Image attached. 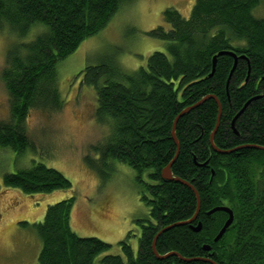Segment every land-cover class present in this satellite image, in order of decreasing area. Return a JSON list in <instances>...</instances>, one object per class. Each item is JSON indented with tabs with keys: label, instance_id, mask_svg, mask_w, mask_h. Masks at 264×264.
Listing matches in <instances>:
<instances>
[{
	"label": "trees",
	"instance_id": "obj_1",
	"mask_svg": "<svg viewBox=\"0 0 264 264\" xmlns=\"http://www.w3.org/2000/svg\"><path fill=\"white\" fill-rule=\"evenodd\" d=\"M120 2L0 0V31L21 39L43 28L6 52L0 79L8 117L0 120V153L17 158L36 153L27 129L30 113L51 116L63 109L57 65L101 30ZM146 35L162 41L164 51L153 52L144 66L125 71L110 57L77 75L95 94V121L110 128L102 144L91 146L98 162L90 155L84 161L96 174L106 173L102 170L113 162L137 174L138 195L148 208V217L138 220L137 252L131 232L119 243L122 257L108 254L111 246L102 240L77 236L70 225L75 201L70 196L49 205L35 225L41 243L36 264H94L99 256L98 264H264V150L251 147L264 148V0H195L187 17L168 7ZM208 96L221 108L213 143L219 150L235 149L230 153L215 152L210 145L216 101L208 98L193 107ZM189 107L175 124L176 152L173 124ZM176 153L172 176L195 189L199 211L191 224L156 239L159 255L179 257L157 259L151 248L154 237L166 226L190 220L197 207L190 187L161 178ZM2 186L34 196L69 191L72 184L59 171L32 161L5 173ZM221 206L232 211L233 219L214 243L228 215L207 212Z\"/></svg>",
	"mask_w": 264,
	"mask_h": 264
},
{
	"label": "rangeland",
	"instance_id": "obj_2",
	"mask_svg": "<svg viewBox=\"0 0 264 264\" xmlns=\"http://www.w3.org/2000/svg\"><path fill=\"white\" fill-rule=\"evenodd\" d=\"M194 2L121 0L105 26L84 39L57 65L63 109L51 116L34 111L27 120L28 135L36 145V153L20 158L11 152L0 153V264H36L41 243L35 225L43 220L49 205L70 196L75 199L70 225L77 236L102 240L111 246L108 254L122 257L119 243L131 232L134 236L130 244L136 254L141 231L138 220L148 217V208L138 195L137 174L119 162L109 163L108 169L102 170L106 173L96 174L84 161L90 155L93 163L98 162V154L91 146L102 144L110 128L95 121V94L81 85L77 75L86 66L110 57L125 71L144 66L153 52L164 51L162 41L146 35L160 24L161 12L172 7L187 17ZM42 29L36 27L21 39L8 30L0 31V73L7 50L16 42L32 40ZM7 117V93L0 79V120ZM32 161L59 171L71 182V189L27 196L2 186L5 173L27 168ZM143 179L147 180L146 174ZM100 257L94 264H98Z\"/></svg>",
	"mask_w": 264,
	"mask_h": 264
},
{
	"label": "water",
	"instance_id": "obj_3",
	"mask_svg": "<svg viewBox=\"0 0 264 264\" xmlns=\"http://www.w3.org/2000/svg\"><path fill=\"white\" fill-rule=\"evenodd\" d=\"M222 54H227V52H220V53H218L217 55H222ZM230 55H232V56L234 57V66H233V68H232V70H233L234 67H235V64H236V57L234 56L233 53L230 54ZM215 59H216V56L213 58V62H212V66H213V68H212V72H213V70H214V66H215ZM212 72H211V74H212ZM208 98H213V99L216 101L217 105H218V117H217V121H216V127H215L214 131L212 132V134L210 135V145H211V147L213 148V150H214L215 152L222 153V154L230 153V152L234 151L235 149H233V150H227V151L219 150V149H217V148L215 147V145H214V143H213V137H214V134H215L216 129H217V127H218L219 116H220V114H221V108H220V105H219L218 101L216 100V98H215L214 96H208V97L204 98L203 100L199 101V102H198L197 104H195L193 107H196V106L200 105L204 100H206V99H208ZM248 103H249V102H247L246 105H247ZM246 105H245V106H246ZM193 107H189V108L185 109L183 112H181V114L176 118V120H175V122H174V124H173V128H172L171 135H172V138H173V140H174V142H175V144H176V146H177V151H176V152H178V143H177V140H176V138H175V124H176V121H177V119H178L180 116H182L184 113L188 112V111H189L191 108H193ZM240 113H241V112H240ZM240 113H239V114H240ZM239 114H238V115H239ZM238 115H237V116H238ZM237 116H236V117H237ZM251 147L256 148V149H260V150H264L263 147H256V146H251ZM176 157H177V153H176L175 157L173 158V160H172V161H171V162H170L165 168L162 169V171H161V178L164 179V180H167V181H175V182H178V183H180V184H184V185L190 187V188L192 189V191L194 192V194H195V197H196V200H197V207H196L195 214L193 215V217H192L190 220H186V221H182V222H178V223H174V224H172V225L166 226V227L162 228V229L158 232V234L154 237V239H153V241H152L151 248H152V252H153L154 256H155L157 259H165V258H167V257H169V256H178V257H179V255H178L177 253H173V252H172V253L165 254V255H159V254L156 252V250H155V242H156V239H157V237H158L160 234L164 233L165 231H167V230H169V229H171V228H173V227L181 226V225H187V224L189 225V224H191L192 221H194V220L196 219L197 214H198V211H199V196H198L197 192L195 191V189H194L189 183H187V182H185V181H183V180H180L179 178H175V177L172 176V173H171V165H172V163L174 162V160H175ZM218 211H222V212L227 213V215H228V219L224 222L223 226L221 227V229L219 230V232L217 233V235L214 237V239H213V242H214V243L217 242V241H219V239L223 236V234L225 233L226 229L229 227V225L231 224L232 219H233L232 211H231L230 209H228L227 207H224V206H221V207H215V208L211 209L209 212H207V214H212V213H214V212H218ZM192 228H193V231L198 232V231H200L201 225H200V223H198L197 226L192 227ZM203 248H204V250H206V251H209V250L211 249L210 246H208V245H204ZM207 261H209V262L212 263V264H216V263H214L213 261H210V260H207Z\"/></svg>",
	"mask_w": 264,
	"mask_h": 264
}]
</instances>
